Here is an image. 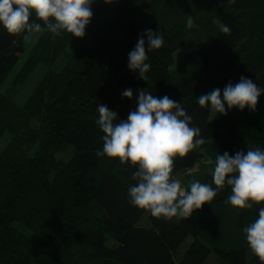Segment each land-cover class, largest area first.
<instances>
[{"label": "trees", "instance_id": "16d2710c", "mask_svg": "<svg viewBox=\"0 0 264 264\" xmlns=\"http://www.w3.org/2000/svg\"><path fill=\"white\" fill-rule=\"evenodd\" d=\"M92 7L82 38L42 30L53 37L48 57L75 43L80 50L33 112L2 93L32 32L10 34L0 26V141L30 129L20 143L0 151V264H262L243 228L264 205L232 206L225 184L189 218L155 217L132 206L127 188L135 183V167L96 155L103 147L96 120L99 103L127 119L136 98L122 97L125 88L181 102L205 143L174 158L173 178L204 157L215 164L218 152L264 149V95L254 112L219 115L197 103V96L242 75L264 87V0H96ZM216 21L230 31L222 32ZM146 29L166 41L148 54L147 81L127 67L128 53ZM182 48L188 49L184 66L175 69L173 58ZM24 146L35 148L32 155ZM67 151L70 158L61 162L57 154Z\"/></svg>", "mask_w": 264, "mask_h": 264}, {"label": "clouds", "instance_id": "9594fccd", "mask_svg": "<svg viewBox=\"0 0 264 264\" xmlns=\"http://www.w3.org/2000/svg\"><path fill=\"white\" fill-rule=\"evenodd\" d=\"M96 0H0V26L10 34L21 32H67L74 37H84L93 17ZM111 3L113 0H105ZM193 20L187 22L193 27ZM224 33L229 27L216 21ZM166 43L159 31L144 30L134 48L128 53L127 67L147 81L151 69L149 53ZM135 110L127 119L111 110L107 104L97 105L96 124L102 131V149L98 157L118 158L121 164L135 167L128 185V202L147 210L155 217L189 218L210 203L227 184L231 194L226 202L238 208H252L253 202L264 205V149L257 146L229 154L217 153L212 171V183L192 181L185 188L172 176L174 158L185 157L194 148L205 143L201 129L191 124L181 102L168 95L155 96L146 89H138ZM122 97L133 98V90L126 88ZM264 87L251 78L241 76L238 82H228L223 89L217 87L197 96V103L219 115L232 109L256 111ZM119 120L117 122V118ZM211 163V161H209ZM216 187H213L212 185ZM251 251L264 264V206L258 217L243 228Z\"/></svg>", "mask_w": 264, "mask_h": 264}, {"label": "rangeland", "instance_id": "374dc122", "mask_svg": "<svg viewBox=\"0 0 264 264\" xmlns=\"http://www.w3.org/2000/svg\"><path fill=\"white\" fill-rule=\"evenodd\" d=\"M53 37L45 32H32L28 35L24 42V50L19 55L18 62L9 75L7 81L3 85L2 93L10 95L11 99L17 106L27 108L33 112L39 102L43 93L51 89L54 81L63 71V67L68 58L74 54L75 51L80 50L78 43L72 44L64 52L48 57L49 53L46 49L50 45ZM43 39V41H42ZM188 49L182 48L174 55L173 68L181 69L187 56ZM48 89V90H47ZM126 89V88H125ZM133 90V97L138 96V88H131ZM43 98H41L42 100ZM29 112V113H31ZM32 125L38 123V119H31ZM246 128L241 127L239 131L245 132ZM30 129H25L22 134L19 133L14 136L7 133L0 141V151L5 150L16 141L21 140L28 134ZM24 151L28 155H32L35 148L30 151L29 147L24 146ZM57 158L61 162H66L70 158V152L57 154ZM211 161V163H209ZM214 163L209 157H204L191 170L177 176L185 188H188L192 181H200L201 183H208L209 177L212 176ZM179 218V217H178Z\"/></svg>", "mask_w": 264, "mask_h": 264}]
</instances>
